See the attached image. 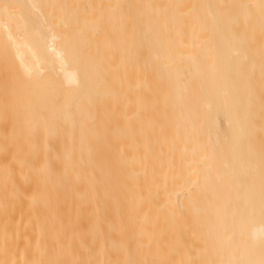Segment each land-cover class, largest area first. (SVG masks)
<instances>
[{"label":"bare ground","instance_id":"1","mask_svg":"<svg viewBox=\"0 0 264 264\" xmlns=\"http://www.w3.org/2000/svg\"><path fill=\"white\" fill-rule=\"evenodd\" d=\"M0 264H264V0H0Z\"/></svg>","mask_w":264,"mask_h":264}]
</instances>
